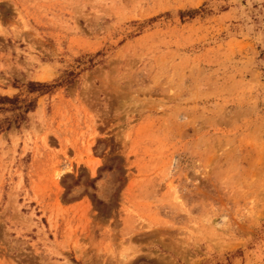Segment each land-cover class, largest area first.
<instances>
[{
    "label": "rangeland",
    "instance_id": "1",
    "mask_svg": "<svg viewBox=\"0 0 264 264\" xmlns=\"http://www.w3.org/2000/svg\"><path fill=\"white\" fill-rule=\"evenodd\" d=\"M0 96V264H264V0H0Z\"/></svg>",
    "mask_w": 264,
    "mask_h": 264
},
{
    "label": "trees",
    "instance_id": "2",
    "mask_svg": "<svg viewBox=\"0 0 264 264\" xmlns=\"http://www.w3.org/2000/svg\"><path fill=\"white\" fill-rule=\"evenodd\" d=\"M71 78L61 80L60 84H48L41 82H27L26 92L29 94L43 95L51 92L61 84H70ZM35 109V100H20L18 96H0V114H9L0 120V130L8 131L12 127L17 129L26 122L27 114Z\"/></svg>",
    "mask_w": 264,
    "mask_h": 264
}]
</instances>
